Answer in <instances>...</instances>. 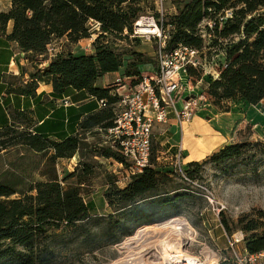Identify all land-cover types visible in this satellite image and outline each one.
<instances>
[{
  "label": "trees",
  "instance_id": "16d2710c",
  "mask_svg": "<svg viewBox=\"0 0 264 264\" xmlns=\"http://www.w3.org/2000/svg\"><path fill=\"white\" fill-rule=\"evenodd\" d=\"M156 2L10 0L8 10L0 11V36L15 43L33 67L25 84L15 85L22 76L11 77L8 93L33 96L37 85L44 83L51 85L55 98L76 91L86 93L96 104L98 100L107 102L99 109L90 106L92 111L80 121L79 132L59 141L31 129L28 111H11L10 121L0 126V156L20 147L42 160L38 172L41 180L27 181L20 175L0 176V262L15 258L19 264L44 263L46 249L36 246L37 240L44 238L49 230L84 228L90 220H95L91 214L95 209L93 202H85L81 195L83 186L93 177V166L81 164V160L90 153L117 163L123 164L124 160L110 149L91 147L85 134L112 124L116 97L100 85L101 78L123 69L122 77L135 80L141 77L144 65L154 64L137 51L140 40L129 38L139 17L152 14L157 21L161 19L162 30L169 36V49L180 44L199 52L207 49L203 58L206 64L213 55H222L223 68L218 70L217 78H203L207 83L206 95L215 109L228 112L233 105L257 106L264 101V0H180L175 12L162 18L157 13ZM206 22L211 23V28L204 25ZM9 24L11 29L7 33ZM93 35L91 52L76 53L78 43ZM58 42L61 44L55 47ZM187 74L198 81L203 71L188 68ZM246 146V142L240 141L224 144L202 162L188 163L184 172L193 181L200 178L205 163L240 159ZM169 149L174 151L173 147ZM75 155L81 158L79 168L60 178L56 169L58 161ZM71 178L74 184L67 183ZM176 179L181 180L177 173L159 163L152 140L148 166L132 175L123 187L109 179L103 198L114 213L122 212L124 226L133 212H141L134 207L142 202L149 200L151 204L166 207L186 199L185 194L170 195L172 191L166 185L176 188ZM261 220L264 213L254 211L236 221V229L250 238L244 240L249 253L264 249V233L257 232ZM220 222L227 235L233 234L226 220ZM151 223L141 224L125 236L130 237L141 226ZM110 242L116 244L120 239Z\"/></svg>",
  "mask_w": 264,
  "mask_h": 264
},
{
  "label": "rangeland",
  "instance_id": "374dc122",
  "mask_svg": "<svg viewBox=\"0 0 264 264\" xmlns=\"http://www.w3.org/2000/svg\"><path fill=\"white\" fill-rule=\"evenodd\" d=\"M156 1L158 4L160 3L159 6L156 5L157 13L160 11L163 16L174 13L180 0ZM7 2L8 0H0V10L5 9ZM139 40L140 46L136 48L137 51L143 53L154 62L153 65L143 69L142 72L146 74L152 73V69H156L157 64L154 41ZM87 43V41H83L81 46L79 45L75 49L76 53H79V55L83 53V48L87 46ZM60 44L58 42L54 46L56 47ZM206 53L207 49L201 51L198 55L199 59L203 60V58H206ZM209 61L208 64L211 65L208 67L207 64L205 71L211 77L223 68L222 55H213ZM203 86H205L204 82L199 85L198 89H195V92H200ZM237 109H240V107ZM201 112L203 115L202 119H204V115H211V107L207 105ZM202 119H196L195 123L188 129L186 124L183 127L182 135L178 133L174 136V142L178 143L177 147H173L174 151L169 149L172 144L171 140H169L172 136L169 130V121L153 128L151 136L153 149L159 163L176 173L175 161H177L178 147L181 145L182 150L179 162L183 169H186L188 163L183 161V153L189 149L184 148L186 146L183 137L187 139L189 138L188 135L192 133L205 135L203 138L201 135L198 137L194 136V141H201L203 145L209 141V152L213 151L215 153L221 148L220 145L224 135L219 134L217 136L218 130L216 128L213 130L214 134L210 132L208 133L209 135L206 134L208 131L207 126L205 125L206 123L200 122ZM213 122L214 120L211 124ZM211 124L208 125L211 126ZM261 125V127L257 126L254 129L247 124L241 127L237 126L235 127L236 130H232L230 133L231 144L240 141L241 143L246 142L248 145L244 148L245 155L242 158L227 160L219 164L205 163L201 168L200 178L197 177L191 181L192 183L176 179V188H170L172 186L167 184L168 190L172 191L171 196L185 194L187 198L178 200L174 205L166 207L151 204L152 201L149 200L142 202L134 207L136 208L135 211L141 212H133V215L129 217V222L124 226H122L124 217L122 212L114 213L113 209L107 206L103 198V191L109 179L112 182L117 179H123L125 173L120 166L114 163L115 161L93 156L90 153L81 160V164L87 163L93 166V177L83 186L81 195L85 202H93L95 209L91 211V214L95 220H90L84 228L49 230L44 238L42 237L35 242V245L42 250L45 246V262L35 264H114L116 261H120L119 264H165L168 263L169 255L179 254L180 257H184L185 252H187L186 255L188 256L201 258L206 255L209 258L212 256L218 258L221 256L226 257L228 261L223 263L231 264L226 239L222 235L221 227L219 226L221 225L220 221L222 219L226 220L229 227L234 230L233 233H235L239 230L236 229V221L240 216L253 213L254 211H262L264 213V120L261 121ZM253 133L257 137L252 138ZM218 137L222 139L219 140L220 138ZM87 143L91 147L98 146L100 140L96 133L92 132L90 134ZM207 157L199 162H202ZM80 159L79 156L76 157L73 164L65 161L57 163L56 169L59 177L63 178L79 168L77 166L78 163L76 164L77 167L73 165ZM41 165L42 160L40 158L17 147L0 156V176L20 175L26 177L27 181L41 180V176L38 175ZM67 183L74 184V179H69ZM208 194H211L214 198L213 205H210L208 200H206ZM220 205L226 209L217 216L216 209ZM108 215H112V218L109 219ZM173 220L183 224L187 229L168 228L163 230L162 235L160 234L165 240L163 243L162 241L156 243V241H159L156 239L157 237L147 235L132 240L134 244L129 241L131 242L129 243L130 247L128 249L123 248L124 244L128 243L127 238L129 237L125 236L126 233L131 230L134 231L137 226L152 222L141 226L139 229L145 226L160 227L166 222ZM261 223L258 233H264V220H261ZM115 238H119L120 242L111 244L110 241ZM245 239H250L249 237L247 238V234ZM245 244L244 241L243 246ZM0 264L19 263L15 258H9L0 262Z\"/></svg>",
  "mask_w": 264,
  "mask_h": 264
},
{
  "label": "built area",
  "instance_id": "2783aa9c",
  "mask_svg": "<svg viewBox=\"0 0 264 264\" xmlns=\"http://www.w3.org/2000/svg\"><path fill=\"white\" fill-rule=\"evenodd\" d=\"M156 4L159 6L160 3L156 2ZM159 13L162 18V13L160 11ZM161 23V19L157 21L152 15H143L133 23L130 39L154 41L156 70L148 74L142 73L141 77L135 80L120 77L112 83H107L105 88L110 89V94L116 97V102L112 105V124L92 130L100 140L97 147L110 149L118 153L124 160L123 164L113 161L125 173L123 179L116 180L119 187H123L132 175L141 173L148 166L152 130L155 126L166 124L169 116H172L178 133L182 135L183 127L190 123L197 113L205 109L207 105L212 106L207 93H205L207 83L203 80L209 74L205 71L207 64L199 59L200 52L182 44L169 49L167 47L169 36L163 32ZM204 25L208 28L212 26L210 22H206ZM94 28L96 29L97 25ZM124 33L126 34L125 31ZM83 50L85 53H90L91 45H87ZM210 65L208 64V67ZM188 68L196 70L201 68L202 78L193 81L187 74ZM217 76L218 73L211 77L215 79ZM203 82L205 84L203 89L198 93L195 92V89H198ZM106 103V100L97 101L98 107L101 108L105 107ZM63 104L68 106L71 103L64 101ZM92 132L86 133V141ZM178 149L175 171L181 180L192 183L179 162L181 145ZM204 191L206 190L204 189ZM206 200L210 205H213L214 198L211 194L206 196ZM225 209L220 205L216 209V215L218 216ZM222 230L230 253L231 264H264V249L256 253H249L243 246L245 234L241 230L231 235H227L223 227ZM185 253L187 254V252ZM186 254L183 257L185 259L183 263L180 261L181 259L175 260L176 262L180 261L177 264H219L228 261L226 257L222 256L209 258L206 255L201 258Z\"/></svg>",
  "mask_w": 264,
  "mask_h": 264
},
{
  "label": "crops",
  "instance_id": "0c3cea01",
  "mask_svg": "<svg viewBox=\"0 0 264 264\" xmlns=\"http://www.w3.org/2000/svg\"><path fill=\"white\" fill-rule=\"evenodd\" d=\"M9 6L10 0H8L5 9H1L0 11H7ZM10 29L11 26L9 24L7 33L10 32ZM94 37L95 36L93 35L92 38L81 40L78 44L81 46L83 41H87L88 43L86 45H91ZM149 66L150 65H144L142 67V70ZM40 67L41 66H39V68ZM155 70L156 69L154 68L151 72H154ZM32 71V65L22 57V55L19 53L17 45L6 40L4 36H0V126H3L5 123H8L10 121L9 113L11 111L17 110L28 111L29 119L31 120V129L36 130L44 137L47 136V138L49 139L59 141L65 137H69L78 133V125L80 121L92 111L91 108L95 106L97 109H99L96 102L92 101L91 97H89L86 93L76 91H72L66 97L55 98L52 95L51 85L44 83H39L37 85L33 96H21L7 92V88L9 86L12 87L11 77L22 76V78H19L20 81L15 83V85H18L20 82L25 84L29 81L28 74L32 73ZM122 74L123 69L116 73H110L109 75L106 74L101 78L100 85L105 88L107 83L114 82L117 78L122 77ZM64 101H67L71 104L65 106L63 104ZM239 107L240 109H237ZM230 109L231 110H229L228 112H220L219 110L211 106V115H204L205 118L202 119V112L197 113L190 121V123L187 124V129L190 128L193 123H195L194 121L196 119L199 120V118H201L203 121L200 120V122L206 123L205 125L207 126L208 131L206 134H208L209 132L214 134L213 130L214 128H216L218 130V133L215 132L217 136H219V134L224 135L222 137L224 139L218 137L220 138L219 140L222 139V144L220 145V147H222L224 146V144H231V138H229V136L232 130H236L235 127H241L242 125L247 124L251 126L252 129H254L257 126H262L261 121L264 120V101H262L257 106H247L239 104L235 106L233 105ZM78 116L79 119L77 118ZM213 120L214 122L211 124ZM168 121L170 124L169 130L172 133V136L169 139L172 142L170 147H177L178 143L174 142V136L178 134L177 127L172 116H169ZM208 124H211V126H209ZM200 135L202 136V138L205 137V135L194 133L189 134V138L187 139L183 137L186 146L184 148H188L190 150H187V152L183 153V161H185L186 163L199 162L203 158L213 153V151H208L209 141L206 142L207 145H203L201 141H194V136L198 137ZM254 137L257 136L253 133L252 138ZM76 157L78 156L75 155L71 159L60 161H65L69 164H73L74 160H76ZM78 162L79 160H77L76 163ZM221 231L222 235L224 236L222 227Z\"/></svg>",
  "mask_w": 264,
  "mask_h": 264
},
{
  "label": "bare ground",
  "instance_id": "6f19581e",
  "mask_svg": "<svg viewBox=\"0 0 264 264\" xmlns=\"http://www.w3.org/2000/svg\"><path fill=\"white\" fill-rule=\"evenodd\" d=\"M168 228H183V229L185 228V229H187L185 226H183V224H180L179 222L177 223L174 220L171 221V222H166L163 226H160V227H158V226H145V227L137 230L134 233V235H132L131 237L127 238V242L128 243L125 242L126 244H124L123 248L124 249H128L130 247L129 243H131V242H129V241L135 240L137 238L145 237L147 235H150L152 237H157L156 239H158L159 241H156V243H159L161 241L163 243V242H165V240H163V238L161 237V235H162L161 233H162L163 230L168 229ZM132 243H133V241H132ZM175 257H176V259H175ZM177 259H181L180 261H182V263L185 261V259L183 257H180L179 254L178 255H174V256L173 255H169V258L167 259L168 263H165V264H177V263H180V261H178V262L175 261ZM187 260H190V259L188 258ZM119 263H120V261H116L114 264H119Z\"/></svg>",
  "mask_w": 264,
  "mask_h": 264
}]
</instances>
